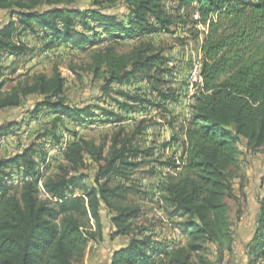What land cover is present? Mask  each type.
<instances>
[{"label":"trees","instance_id":"obj_1","mask_svg":"<svg viewBox=\"0 0 264 264\" xmlns=\"http://www.w3.org/2000/svg\"><path fill=\"white\" fill-rule=\"evenodd\" d=\"M78 1L0 0L5 14L0 24V57L3 53L24 54L27 46L15 36L27 31L51 39L49 47L60 41L79 49L94 46L87 31L95 23L111 35L109 43L92 48L88 64L93 76L102 80L104 93L113 83L140 76L162 101L176 97L165 78L171 68L162 50L151 39L138 40L123 50L119 40L123 35L135 39L171 33L176 23L185 22L178 11L196 3L197 18L191 21L207 27L201 45L200 84L184 126L182 154L178 160L163 162L174 172L159 185L162 211L170 219H181L175 226L186 239L170 246L155 243L149 236L132 235L125 246L112 251L108 264H222L223 252L231 249L225 198L235 197L232 180L238 167V144L244 140L251 151L264 146V0H91L87 7ZM167 2H175L177 12L169 11ZM115 4L126 9L121 19L108 11ZM64 85L57 68L51 74L36 72L8 91L2 90L0 82V109L19 107L23 98L38 95L43 99L31 113L46 108L60 119L94 117L90 106H78L62 97ZM116 93L130 102L145 101L137 94ZM8 129L1 126L0 134ZM141 131V127L131 134L118 130L107 152L93 139L73 140L63 150L58 171L43 180L44 198L39 197L40 172L31 144L10 156H0V264L81 261L88 243L102 239L101 211H113L111 237L130 235L139 207L126 203L127 195L138 191L133 173L144 163L142 158L152 153L135 144ZM86 157L96 164L89 189L82 184ZM12 166L29 179L18 191L8 192L5 170ZM78 186L83 195L73 194ZM263 231L264 194L259 200L257 239ZM208 245L214 247L213 258L206 253Z\"/></svg>","mask_w":264,"mask_h":264},{"label":"rangeland","instance_id":"obj_2","mask_svg":"<svg viewBox=\"0 0 264 264\" xmlns=\"http://www.w3.org/2000/svg\"><path fill=\"white\" fill-rule=\"evenodd\" d=\"M90 3L91 0L78 1L81 7H87ZM196 6L195 3L190 8L178 11L185 22L176 23L171 33L159 32L135 39L123 35L119 40V47L123 50L141 39H151L162 50L171 68V73L165 78L169 80V86L175 89L174 99L162 101L140 76L121 84L113 83L110 91L104 93L101 89L102 80L93 76L88 64L92 48L109 43L111 35L95 23H90L94 29L87 31L96 43L94 46L79 49L60 41L49 47L51 39L43 37L42 33L36 35L27 31L15 36V40L26 44L24 54H1L0 82L3 83V91H8L19 80L36 72L51 74L57 68L65 79L62 97L78 106H90L91 112L95 114L94 117L74 121L60 119L57 113L46 108L31 113L35 103L43 99L38 95L23 98L19 107L0 109V127H9L0 134V156L20 152L29 144L33 146L32 157L40 172V198L46 196L41 189L43 180L58 171L63 150L79 137L93 139L102 144L104 152H107L111 137L118 130L123 129L124 133L131 134L136 127H141L142 131L134 142L142 149L152 150L150 156L142 158L144 163L133 173V184L138 191L127 195L126 203L139 207L138 217L132 220L134 231L130 235L111 237L114 227L109 217L113 211H101L102 239L90 241L83 259L74 264H108L112 251L125 246L132 235L149 236L155 243L170 246L181 244L186 239L175 226L181 219H170L162 211L159 185L168 173L174 172V168L163 162L168 158L178 160L182 154L184 126L191 113L192 97L200 84L201 45L207 27L191 21L197 18ZM166 8L177 12L175 2H167ZM108 11L120 19L126 14L121 4L109 7ZM4 19V11L0 9V24ZM119 90L140 95L145 101H127L116 93ZM117 102H125L130 107H121ZM106 111L115 115L108 116ZM119 116L121 119H118ZM238 149V167L232 180V194L235 197L225 198L232 232L231 249L223 252L222 264H259L264 261V231L259 240L255 228L259 200L264 194V146L251 151L242 140ZM152 170L154 173L150 174ZM95 171L96 164L86 157L82 169L84 188L92 187ZM5 175L4 183L8 192L18 191L25 182V176L16 167H8ZM82 193L83 188L79 186L73 189L74 195ZM90 225L94 229L92 219ZM206 253L209 258H213L214 247L208 245Z\"/></svg>","mask_w":264,"mask_h":264},{"label":"bare ground","instance_id":"obj_3","mask_svg":"<svg viewBox=\"0 0 264 264\" xmlns=\"http://www.w3.org/2000/svg\"><path fill=\"white\" fill-rule=\"evenodd\" d=\"M28 180V178H25V181Z\"/></svg>","mask_w":264,"mask_h":264},{"label":"built area","instance_id":"obj_4","mask_svg":"<svg viewBox=\"0 0 264 264\" xmlns=\"http://www.w3.org/2000/svg\"><path fill=\"white\" fill-rule=\"evenodd\" d=\"M25 178H27V177H25Z\"/></svg>","mask_w":264,"mask_h":264}]
</instances>
